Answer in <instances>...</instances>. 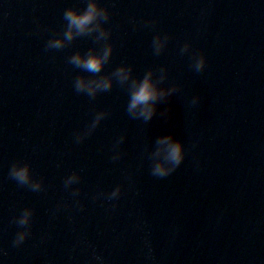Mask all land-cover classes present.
<instances>
[{
	"label": "water",
	"instance_id": "water-1",
	"mask_svg": "<svg viewBox=\"0 0 264 264\" xmlns=\"http://www.w3.org/2000/svg\"><path fill=\"white\" fill-rule=\"evenodd\" d=\"M97 2L106 39L49 48L87 0H0V264H264V0ZM106 46L99 73L71 62ZM120 67L174 89L150 120L128 111ZM165 136L185 159L160 178ZM24 164L29 184L9 174Z\"/></svg>",
	"mask_w": 264,
	"mask_h": 264
},
{
	"label": "clouds",
	"instance_id": "clouds-1",
	"mask_svg": "<svg viewBox=\"0 0 264 264\" xmlns=\"http://www.w3.org/2000/svg\"><path fill=\"white\" fill-rule=\"evenodd\" d=\"M64 19L67 21V30L64 32L62 39L51 40L48 43L49 48H62L66 42L72 41L76 36L88 35L94 32H99L97 39H106L109 33L103 30L101 21L109 19V13L105 8H102L97 0H87L86 7L83 11L74 8H69L64 12ZM167 36L161 37L157 35L153 41L156 51L159 53L167 42ZM112 53V47L106 46L102 55H96L89 52L86 57L77 54L71 58V62L79 67L86 69L92 73H99L102 71L105 62L109 59ZM205 66V59L201 57L196 65L197 70L203 69ZM114 75L121 83H126L131 80V98L128 106V111L135 117H143L145 121L150 120L155 114L156 101L162 97L171 94L174 89L161 90L157 87L152 79V72H148L142 80L132 79L131 69L120 67L116 70ZM112 87V80L104 77L96 80H84L83 78L76 81V88L79 91H86L89 95H95L97 91L108 90ZM100 117L97 118V121ZM158 147L155 155L157 157L164 154V161L166 163H156L152 174L154 176L164 178L171 175L176 168H178L185 159L184 145L175 140L172 136L162 137L158 141ZM168 164L171 167L167 166ZM10 176L17 180L20 184H29L31 182L30 168L28 165H13L10 170ZM76 179L73 176L68 183ZM32 187L37 189L39 184H33ZM119 189L113 195H116ZM32 213L30 210H25L19 219L18 223L21 226L29 223ZM27 233L21 232L17 235L14 241L15 245L23 243L26 239Z\"/></svg>",
	"mask_w": 264,
	"mask_h": 264
}]
</instances>
